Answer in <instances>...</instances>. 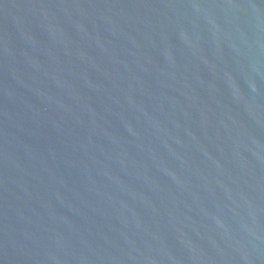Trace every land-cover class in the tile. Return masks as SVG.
<instances>
[{
    "label": "water",
    "instance_id": "95a60500",
    "mask_svg": "<svg viewBox=\"0 0 264 264\" xmlns=\"http://www.w3.org/2000/svg\"><path fill=\"white\" fill-rule=\"evenodd\" d=\"M0 264H264V0H0Z\"/></svg>",
    "mask_w": 264,
    "mask_h": 264
}]
</instances>
